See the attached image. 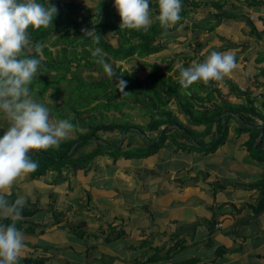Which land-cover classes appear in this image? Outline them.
I'll return each mask as SVG.
<instances>
[{"label":"crops","instance_id":"obj_1","mask_svg":"<svg viewBox=\"0 0 264 264\" xmlns=\"http://www.w3.org/2000/svg\"><path fill=\"white\" fill-rule=\"evenodd\" d=\"M76 1L87 3L91 10L108 7L109 18L116 23L118 12L111 0ZM182 5L187 15L157 38L162 51L116 61L121 73H136L145 80L150 66L158 64L182 97L196 92L206 97L208 90L217 88L221 97L215 94L213 102L240 106L246 93L264 116V0H182ZM150 9L153 23L158 0H150ZM112 43L119 46L116 39ZM213 49L232 51L234 68L213 83L197 80L181 87L178 68L202 62ZM160 90L164 104L159 109L152 91L132 93L133 98L124 92L120 100L126 102L127 112L109 110L102 115L122 120L123 114L138 111L137 121L131 123L145 126L152 114L166 111L190 127L200 145L184 150L194 141L183 140V131L175 124H170L169 137L157 151L145 156L140 151L147 150L148 140L158 142L162 128L145 130V135L136 129L101 133V143L122 147L123 153L134 151L115 161L114 149H105L108 154L75 169L66 164L61 173L52 169L38 179L21 175L6 189L8 198L26 196L23 209L37 211L28 220L38 225L33 232L23 231L26 246L18 264L26 259L31 264H264V209L256 213L253 208L261 193L249 188L262 181L264 160L248 147L250 126L261 128L263 116L251 118L241 134L234 116L225 143L210 152L216 127L189 125L180 108L184 99L167 92L168 86ZM211 106L207 101L195 103L197 112ZM261 139L260 134L256 144ZM96 143L86 144L76 157Z\"/></svg>","mask_w":264,"mask_h":264},{"label":"trees","instance_id":"obj_2","mask_svg":"<svg viewBox=\"0 0 264 264\" xmlns=\"http://www.w3.org/2000/svg\"><path fill=\"white\" fill-rule=\"evenodd\" d=\"M41 2L47 4L49 1L41 0ZM110 2L113 3V0ZM51 3L58 9V13L54 16L52 24L46 27L41 26L40 28H32L29 26V37L30 40L33 41V45H31L32 52L29 51L28 45L24 52H22V55H36L41 59V56L38 54V50H41L46 58L45 61L41 60L39 74L34 77L30 84L33 98L44 103L43 99L50 88L53 89L52 97L66 98L69 96V93H72L71 89L78 87L76 81L78 83H83V81L80 82V80H82V75L84 73L87 74L86 76L91 75L93 77L94 72H99L102 76H100V74L98 79H94L95 81L89 84L91 86L90 89H93V93L87 100L91 99V101L80 108H72V102L70 104H65L64 101L63 103L54 101L51 105L44 103L49 107L53 118H70L75 125V128L71 132H76L78 136L73 141L60 143L59 147L51 146L47 149L31 150L30 158L39 163V167L34 172L28 173L31 178H41L52 169H55L57 173H61L62 167H65L66 164L72 165L73 169L78 166H83L93 161L97 156L105 153L108 154V152H104L105 149H114L111 155L115 161L120 157L129 156L130 153L127 152L131 150L134 151V149H131L123 153L122 147L116 148L114 144L104 141V143H101L100 140L102 139L100 138L101 135H99L101 133L117 131L126 134L131 129H136L141 134L145 135V130L157 132L162 128V130L159 131L160 137L157 143H154L155 140L151 139L148 140V142L146 141L147 150L144 149L140 151H143V156H145L157 151L158 147L169 137L170 124H175L183 131V140L186 142H189V140L194 141L191 147L186 144L184 150L197 148L196 146L200 145L194 137L192 129L184 126L181 122L174 119L170 113H166V111H158L152 114L150 121L145 126L129 122H122V124H97L101 120L97 121L95 117L96 114L100 116L103 112L109 110L119 111L120 106L118 105H125L126 102L121 101L119 98L120 94L124 92L145 95L148 91H152L156 100L159 102L155 107L159 109L160 105L164 104L160 97V88L168 86L167 92H171L173 96L177 98L181 97L184 99L180 108L186 116L189 117V125L205 124L208 129H211L213 126L216 127V138L211 142L212 145L209 147L210 152L215 151L221 144L225 143L229 129L228 124L230 120L235 118L234 116H236L241 124L237 130L238 134L246 131L247 123L251 118L262 116L259 115L260 113L254 105V100L246 93L242 94L244 96V102L240 106L232 105L226 101H222L221 104L213 102L215 94L221 97L220 91L217 88L208 90L206 97L198 96L197 92L182 97L178 94V90L175 87L176 83L172 81L169 83L166 81L165 76L159 70L158 64L150 66V73L145 80H140L136 73H121V68H118L117 73L119 76L121 75L120 79L127 81L125 88L121 90L117 85L119 80L115 79L114 76L113 78L110 77L104 71L103 66L98 64L96 58L91 55V50L100 47L107 62L125 60L134 56L136 53H140L141 57L156 54L163 49L162 46L157 43V38L162 31L166 30L165 27L160 26L159 21L156 19L158 22L156 20L153 21L147 31L142 29H129L120 27L121 18L119 14L114 17L116 20L115 23L114 20L109 18V10L105 11L102 9V11H100V6L98 10L91 12L90 6L86 5V3H78L76 0H66L63 4H60L59 1H51ZM184 6L185 5H182L184 10L181 13V19L188 13ZM248 24L251 26L252 30L256 32L253 22L250 19H248ZM83 25L86 26V29L94 28L97 34L101 35V39L98 43L84 34L82 30ZM109 34L114 36L111 37ZM52 36H56V38L52 40ZM112 39L117 40L119 43L118 47L114 46ZM48 40L51 41L49 46L45 45V42ZM37 45L41 47L38 48ZM51 48H57L58 51V55L54 58L50 51ZM62 55L64 58H61ZM74 64H76V66L73 71L71 68ZM96 64L99 65L98 69H96ZM81 67L82 70H79ZM169 68L172 69V66ZM181 68H178V72H180ZM209 82L213 83L214 80H210ZM62 84H65V87L62 86ZM181 87L184 86L182 85ZM62 91H66L65 95H63ZM162 93H164V91H162ZM185 97H188V99ZM122 98V100H126L125 96ZM151 98L154 97L151 96ZM206 101L211 103L212 108H203L201 112H197L198 110L195 109V103L199 105V103H205ZM66 105H70L68 110L66 109ZM126 114L127 113L122 115V120H126ZM74 120L81 121L82 125L78 126ZM94 120L96 121L94 122ZM250 127L252 128V138L250 142H248V147L254 156H258L263 161L264 117H262L261 128L256 129L253 126ZM79 129L82 131H79ZM0 134H2V132H0ZM260 134L262 135V139L256 144V140L259 138ZM92 141L93 143L97 142L96 147L76 157V154L81 151L86 144ZM249 188L256 189L261 193L256 205L253 206L254 212L260 213L264 209V177L261 182L250 185ZM36 213V210L23 209L22 216L14 222L17 227L21 228L23 231L33 232L38 224L30 222L28 219ZM0 222L8 224L12 223L13 219L10 217H0ZM215 224L216 221L214 220L211 225L214 226ZM31 263H33L32 260H25V264ZM34 264H44V262L37 261Z\"/></svg>","mask_w":264,"mask_h":264},{"label":"clouds","instance_id":"obj_3","mask_svg":"<svg viewBox=\"0 0 264 264\" xmlns=\"http://www.w3.org/2000/svg\"><path fill=\"white\" fill-rule=\"evenodd\" d=\"M121 18L120 27L147 31L152 23L150 0H113ZM50 5V6H49ZM159 23L168 27L181 19L182 0H158ZM57 7L41 0H0V116L8 121L0 134V217L13 219L0 222V264H18L25 248L24 232L15 220L22 216L26 196L14 201L8 198V189L21 175L34 172L39 163L30 158L31 150L59 147L61 141L75 128L70 118L53 119L44 103L33 98L30 84L39 74L41 59L36 55H22L29 44L28 28L52 24ZM84 34L99 42L101 35L94 28ZM37 47H41L37 45ZM96 62L113 78L115 71L102 54V49L91 50ZM232 51L213 49L202 62H194L180 69L179 83L184 87L197 80H220L235 66ZM126 80L120 79L123 90Z\"/></svg>","mask_w":264,"mask_h":264},{"label":"rangeland","instance_id":"obj_4","mask_svg":"<svg viewBox=\"0 0 264 264\" xmlns=\"http://www.w3.org/2000/svg\"><path fill=\"white\" fill-rule=\"evenodd\" d=\"M97 1V0H96ZM87 4V3H86ZM102 9L103 10H105V11H108V8L107 7H104V8H101V9H99L100 11H102ZM92 11H94V10H91V12ZM84 29H86V26L85 25H83L82 26V30H84ZM114 35H112V37H113ZM56 38V36H52V40H54ZM50 40H48L47 42H45L46 44L45 45H47V46H49V44H50ZM31 45H33V41H31V40H29V44H28V48H29V51L30 52H32V47H31ZM59 49V48H58ZM51 52H52V57L54 58V57H56L57 55H58V51H57V48H51V50H50ZM38 54L41 56V60H43V61H45L46 60V58L44 57V54L42 53V51L41 50H38ZM61 58H64V56L62 55L61 56ZM112 58V57H111ZM113 60V59H112ZM109 63L112 65V67H113V70L115 71V73H114V78L115 79H117V80H120V76L118 75V73H117V68H119V66H121V64L120 63H116V61H109ZM75 66H76V64H74L73 65V67L71 68L73 71L75 70ZM83 67V66H82ZM82 67L79 69V70H82ZM123 67H127V65H124ZM99 68V65L98 64H96V69H98ZM121 70V69H120ZM101 73H99V72H94V74H93V77L91 76V75H88V76H86L87 74L86 73H84L83 75H82V80H80V82L81 81H83V83H78L77 81H76V83H77V85H78V87H74L73 89H71L72 90V93H69V96L68 97H52L51 95L53 94V89L52 88H50L49 89V91L46 93V95H45V98L43 99V102L45 103V104H47V105H51L54 101H57V102H59L60 103V100L62 101V103H63V101L65 102V104H70L71 102V104H72V108H80L81 106H83L84 104H86V103H88V102H90L91 101V99L90 100H87V98L89 97V96H92V93H93V89H90V83H92L93 81H95L94 79H98V76L100 75ZM100 76H102V74L100 75ZM62 86H64L65 87V84H62ZM63 88V87H62ZM62 90V89H61ZM91 90V91H90ZM63 92V95H65V93H66V91H62ZM61 92V93H62ZM120 96H121V94H120ZM120 96H119V98H120ZM128 97L129 98H133L132 96H131V94L130 95H128ZM63 98V99H62ZM152 103V101H150L149 102V105ZM67 107H66V109L68 110L69 109V106L70 105H66ZM118 106H120V110H124V111H126L127 110V107H124V105H122V104H119ZM119 110V111H120ZM137 110H135V112H136ZM127 112V111H126ZM130 113V112H129ZM137 113H138V111H137ZM137 113H135L134 115H131V114H126V117L128 118L127 120H117V119H114V116L113 115H111V114H108V117H106V116H104V114L102 115H100L99 116V119L101 120L100 122H98L97 124H102V123H108V124H122V122L124 123V122H129V123H131V122H134V121H137L136 119V117H138L137 116ZM141 113V112H140ZM262 113H260L259 115H261ZM68 115V114H67ZM67 115H66V117H67ZM95 116H97V115H95ZM263 116V115H262ZM264 117V116H263ZM53 118V117H52ZM53 119H55V118H53ZM75 121V123H77V125L79 126V125H82V122L81 121H78V120H74ZM96 120H94V122H95ZM7 125H8V121L4 118V117H2V116H0V132H2L3 133V131H4V129L7 127ZM79 131H82L81 129H79ZM78 135H77V133L76 132H71L70 134H69V136L67 137V138H65V139H63L62 141H61V143L62 142H67V141H73V140H75L76 139V137H77Z\"/></svg>","mask_w":264,"mask_h":264},{"label":"water","instance_id":"obj_5","mask_svg":"<svg viewBox=\"0 0 264 264\" xmlns=\"http://www.w3.org/2000/svg\"><path fill=\"white\" fill-rule=\"evenodd\" d=\"M141 134V133H140Z\"/></svg>","mask_w":264,"mask_h":264}]
</instances>
